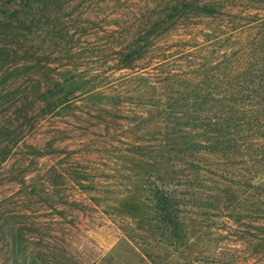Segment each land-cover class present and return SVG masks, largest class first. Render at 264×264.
Listing matches in <instances>:
<instances>
[{
    "label": "trees",
    "instance_id": "trees-1",
    "mask_svg": "<svg viewBox=\"0 0 264 264\" xmlns=\"http://www.w3.org/2000/svg\"><path fill=\"white\" fill-rule=\"evenodd\" d=\"M9 1L0 0L6 31L27 36L45 30L42 20L51 19L50 37L72 40L57 26L62 0ZM253 8L242 15L223 0H172L134 20L135 29L114 49L115 68L129 70L123 79L141 82V142L131 141L129 150L140 155L141 203L168 253L143 250L153 264L188 257L195 224L186 222L187 208L207 210L199 211L207 221L217 211L231 223L225 238L236 240L226 264H264V15ZM175 35L171 52L167 42ZM17 53L0 47V67L16 61ZM86 85L68 78L48 83L42 112L59 115L83 98L103 111L125 102L120 91L108 96ZM12 133L0 129L1 140ZM50 178L48 184L56 182ZM35 230L34 223L0 227L7 264H83L65 245L71 228L59 233L48 227L46 236Z\"/></svg>",
    "mask_w": 264,
    "mask_h": 264
},
{
    "label": "rangeland",
    "instance_id": "rangeland-1",
    "mask_svg": "<svg viewBox=\"0 0 264 264\" xmlns=\"http://www.w3.org/2000/svg\"><path fill=\"white\" fill-rule=\"evenodd\" d=\"M62 1L55 15L57 26L73 34L68 43L50 37L51 19L42 20L45 30L27 36L0 26V47L18 52L16 61L0 67V129L19 138L14 143L12 136H0V227L9 231L18 223H34V232L45 236L48 227L59 233L71 228L65 245L83 264H153L143 250L159 257L168 253L157 243L155 222L141 203L140 155L129 150L131 141L141 142V82L123 79L129 70L116 69L113 59L115 47L135 29L134 20L155 15L172 0ZM223 1L242 15L253 7L252 13L264 15V0ZM176 41L177 35L167 42L171 52ZM65 78L97 86L108 96L120 91L125 102L103 111L83 98L59 115L43 113L47 84ZM53 175L56 182L50 185ZM187 211L186 222L195 224L193 241L188 257L175 264L228 263L229 243L236 240L225 238L231 223L217 211L209 212L208 221L199 214L207 210ZM8 257L0 232V264Z\"/></svg>",
    "mask_w": 264,
    "mask_h": 264
}]
</instances>
